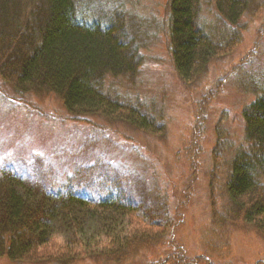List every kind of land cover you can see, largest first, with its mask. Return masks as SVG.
<instances>
[{
	"label": "rangeland",
	"instance_id": "obj_1",
	"mask_svg": "<svg viewBox=\"0 0 264 264\" xmlns=\"http://www.w3.org/2000/svg\"><path fill=\"white\" fill-rule=\"evenodd\" d=\"M168 2L77 0L100 21L118 15L125 43L136 37L142 64L134 75H107L103 89L120 105L155 120L162 127L158 134L124 121V111L72 114L58 95L24 93L0 77V168L48 192L73 180V187L92 201L111 191L135 206L145 202L141 207L167 208L176 223L171 236L155 246L136 244L124 264H264V234L234 211L228 190L234 154L244 144L242 111L264 93V0H256L257 9L243 18L237 46L227 48L208 73L189 82L179 77L171 57ZM213 9L204 0L202 19L226 33ZM3 53L0 47V60L16 69L18 64ZM133 219L126 224L135 228L130 236L155 239L154 229L146 235L149 226ZM85 236V247L92 241L108 244L93 225ZM65 238L59 232L50 245L62 247ZM48 247L41 258L54 255ZM35 259L0 257V264L45 263Z\"/></svg>",
	"mask_w": 264,
	"mask_h": 264
},
{
	"label": "trees",
	"instance_id": "obj_2",
	"mask_svg": "<svg viewBox=\"0 0 264 264\" xmlns=\"http://www.w3.org/2000/svg\"><path fill=\"white\" fill-rule=\"evenodd\" d=\"M212 1L213 13L228 29L226 33L220 34L223 29L214 28L202 19L204 0L168 2L171 57L179 77L185 82L208 73L214 59L227 48L237 46L242 37L243 18L257 9L256 0ZM13 2L15 4L0 0L2 56H9L18 64L13 69L8 62L0 60V77L4 81L14 83L24 93L58 95L75 115L108 116L124 111V121L130 125L152 134L159 133L162 127L157 126L155 120L140 109L120 105L103 89L107 75H134L142 64L139 45L133 39L136 37L131 39L132 44L120 39L118 15L107 18L101 14L100 21V17L91 16L88 7L77 5V0ZM24 20L26 23L22 25ZM121 26L124 27L123 21ZM4 47L11 54L6 53ZM242 117L244 144L234 154L228 190L234 211L244 215L248 224L256 225L264 234V184L261 182L264 181V93L244 107ZM72 182L75 183L68 180L61 189L48 192L12 177L7 168H0V257L12 261L36 258L37 263L45 262L40 264H79L82 261L124 264L136 244L153 243L155 246L171 236L176 223L170 221L167 208L149 204L141 207L145 202L135 206L123 196L111 195V191H106L99 201H92L80 192V187L75 189ZM133 218L149 226L144 234L149 235L154 229L157 241L150 235L139 240L136 233L130 236L135 228L126 224L132 223ZM88 225L96 227L101 237L106 236L108 244L92 241L91 247H85L82 238L83 241L86 238ZM59 232L66 235L62 247L50 245ZM46 247L47 252L55 251L48 259L41 258ZM60 249L66 251L62 253ZM59 253L62 254L55 255ZM61 256L62 259L58 258Z\"/></svg>",
	"mask_w": 264,
	"mask_h": 264
}]
</instances>
